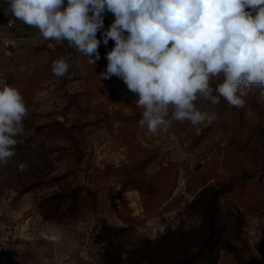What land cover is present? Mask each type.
<instances>
[{"label": "rangeland", "instance_id": "rangeland-1", "mask_svg": "<svg viewBox=\"0 0 264 264\" xmlns=\"http://www.w3.org/2000/svg\"><path fill=\"white\" fill-rule=\"evenodd\" d=\"M113 20L104 14L92 65L66 42L50 49L55 41L0 0V86L17 88L29 112L15 156L0 164V228L28 225L16 264H264L260 89L242 108L201 98L214 121L150 133L138 96L100 75ZM60 57L69 71L56 77ZM160 223L166 234L153 241ZM12 254L9 245L0 264Z\"/></svg>", "mask_w": 264, "mask_h": 264}, {"label": "clouds", "instance_id": "clouds-1", "mask_svg": "<svg viewBox=\"0 0 264 264\" xmlns=\"http://www.w3.org/2000/svg\"><path fill=\"white\" fill-rule=\"evenodd\" d=\"M12 15L38 30L48 47L67 43L95 65L101 58L98 31L104 14L113 22L103 31V79L116 76L138 96L139 121L150 133H167L173 121L193 126L212 122L216 112L201 110L199 99H223L242 108L254 88L264 96V0H7ZM94 56V58H92ZM69 64L60 57L52 72L63 77ZM29 116L19 90L0 86V164L16 154ZM165 224L151 231L155 241Z\"/></svg>", "mask_w": 264, "mask_h": 264}, {"label": "built area", "instance_id": "built-area-1", "mask_svg": "<svg viewBox=\"0 0 264 264\" xmlns=\"http://www.w3.org/2000/svg\"><path fill=\"white\" fill-rule=\"evenodd\" d=\"M9 26H14L13 21L9 22ZM28 232V225L25 222L15 221L9 224L6 228H0V252L13 246L12 259L6 260L5 264H16L19 261L18 255L20 253L19 242L26 238Z\"/></svg>", "mask_w": 264, "mask_h": 264}, {"label": "water", "instance_id": "water-1", "mask_svg": "<svg viewBox=\"0 0 264 264\" xmlns=\"http://www.w3.org/2000/svg\"><path fill=\"white\" fill-rule=\"evenodd\" d=\"M7 49L11 50L12 52L15 51V47H14L13 44H11V43H9V44L7 45Z\"/></svg>", "mask_w": 264, "mask_h": 264}, {"label": "trees", "instance_id": "trees-1", "mask_svg": "<svg viewBox=\"0 0 264 264\" xmlns=\"http://www.w3.org/2000/svg\"><path fill=\"white\" fill-rule=\"evenodd\" d=\"M225 102H226V101H225ZM226 103H227V102H226ZM259 132H260V136H261V137H264V129H263V130L260 129Z\"/></svg>", "mask_w": 264, "mask_h": 264}, {"label": "crops", "instance_id": "crops-1", "mask_svg": "<svg viewBox=\"0 0 264 264\" xmlns=\"http://www.w3.org/2000/svg\"><path fill=\"white\" fill-rule=\"evenodd\" d=\"M7 226H9V224H8ZM7 226H6V227H7ZM6 227H3V228H6ZM3 228H1V229H3Z\"/></svg>", "mask_w": 264, "mask_h": 264}]
</instances>
